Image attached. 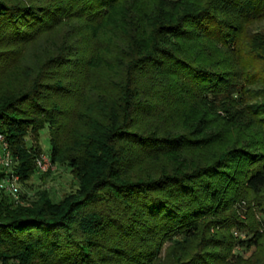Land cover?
Segmentation results:
<instances>
[{"label":"trees","instance_id":"1","mask_svg":"<svg viewBox=\"0 0 264 264\" xmlns=\"http://www.w3.org/2000/svg\"><path fill=\"white\" fill-rule=\"evenodd\" d=\"M198 1L0 0V135L15 172L32 178L47 127L51 164L77 180L57 202L0 191V263L164 264L171 242L173 264H189L183 247L235 164L249 166L248 192L264 190V149L255 161L240 140L221 149L223 118L208 113L229 119L228 95L264 98V31L249 29L264 0Z\"/></svg>","mask_w":264,"mask_h":264},{"label":"rangeland","instance_id":"2","mask_svg":"<svg viewBox=\"0 0 264 264\" xmlns=\"http://www.w3.org/2000/svg\"><path fill=\"white\" fill-rule=\"evenodd\" d=\"M207 3L208 0H199L196 7H204ZM123 10L124 8L119 10V13L123 14ZM260 23H253L249 29L264 31V22ZM196 51L205 54L202 47ZM227 101L232 115L229 116L231 121L224 110L218 107L208 109L213 120L223 118L218 123L224 131V141L220 147L223 149L224 142L232 145L236 139L240 140V143L251 145L249 151L255 155V161L259 158L256 152L264 149V116L259 117L253 110L257 105H264V98L260 95H228ZM186 107L189 109L188 104ZM261 111L264 113V110ZM68 128L69 122L65 124L63 131ZM38 134L42 150L38 158L42 155L49 157L51 139L48 128L43 127ZM31 144L29 135L26 138V147ZM16 165L15 163L14 169ZM233 167H236V178L220 186L218 201L210 203L203 216L198 219L197 236L186 242L183 247V253L195 258L189 264H264V190L259 196H253L245 189L242 181V176L249 166L238 162ZM0 172H3L1 168ZM76 188L77 180L65 163L51 164L46 173H40L35 168L31 179L26 183L20 180V190L31 201L37 193L46 191L51 199L57 202ZM211 239H216L218 243L211 244ZM173 247L171 242L163 245L159 259L164 264H173V258L170 256ZM6 264H13V261H7Z\"/></svg>","mask_w":264,"mask_h":264},{"label":"built area","instance_id":"3","mask_svg":"<svg viewBox=\"0 0 264 264\" xmlns=\"http://www.w3.org/2000/svg\"><path fill=\"white\" fill-rule=\"evenodd\" d=\"M15 163L16 158L12 155L7 141L0 135V168L4 174L0 182V191L7 194L14 203L23 205L25 201L21 195L20 177L14 169ZM50 167L51 162L49 157L42 155L36 159L35 168L38 172L46 173Z\"/></svg>","mask_w":264,"mask_h":264}]
</instances>
